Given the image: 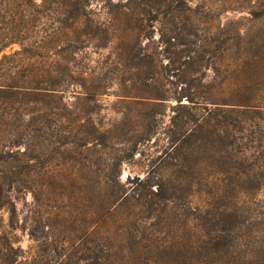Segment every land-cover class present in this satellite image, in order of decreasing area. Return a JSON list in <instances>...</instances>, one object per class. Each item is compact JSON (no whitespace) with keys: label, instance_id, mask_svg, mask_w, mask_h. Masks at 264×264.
<instances>
[{"label":"trees","instance_id":"1","mask_svg":"<svg viewBox=\"0 0 264 264\" xmlns=\"http://www.w3.org/2000/svg\"><path fill=\"white\" fill-rule=\"evenodd\" d=\"M144 1L156 5L158 14L172 16V26L162 37L170 61L164 65L160 60L162 70L151 78L155 89L142 102L154 99L158 109L170 98L179 102L173 117L177 128L173 151L163 161L182 167L178 176L183 174L188 182L184 199L194 210L186 223L189 237H164L162 230L153 237L143 236V229L160 211L177 209L170 207L178 199L177 192L163 180L158 189L150 179H136L137 186L127 187L117 176V159L111 188L70 189L60 194L67 202L90 195L95 209L109 218L106 229H93L95 222L90 228L82 226L89 228L83 232L69 212V218L59 224V236L53 233L51 249L58 252L54 259L44 249L46 260H23L20 248L3 236L0 264H55L51 263L55 260L56 264H264V31L254 40L255 35L240 29L202 30L189 17L180 26L177 20L182 16L177 13L184 6L190 9L192 0ZM90 6L91 0H0V147L26 148L10 152L1 161L19 160V156L40 159L41 153H31L40 149L43 125L56 127L65 119L60 110L73 105L66 100L67 94L85 105L102 95L77 64L91 40ZM163 6L168 8L162 10ZM149 13L121 15L126 21L136 20L143 29ZM126 31L136 30L129 26ZM13 44L21 49L1 55ZM146 63V57H138L133 67L142 69ZM211 67L215 78L207 76ZM165 70L187 88L169 95L157 76ZM184 98L189 103H182ZM81 135L78 145L87 147L91 133ZM52 137L60 143L54 152L78 143L77 136L74 142H62L59 132ZM198 186L204 194L199 204L194 201ZM27 191L34 194L37 205L42 204L43 190ZM4 192L0 183V209L10 205L16 213L15 202L7 200ZM159 226L160 222L151 225ZM38 229L31 231L33 239L50 245L43 229ZM84 234L91 235L90 246Z\"/></svg>","mask_w":264,"mask_h":264},{"label":"rangeland","instance_id":"2","mask_svg":"<svg viewBox=\"0 0 264 264\" xmlns=\"http://www.w3.org/2000/svg\"><path fill=\"white\" fill-rule=\"evenodd\" d=\"M205 4L213 7L212 10L204 7ZM263 5L264 0H192L189 3L190 9L184 6L183 11L177 13L182 16V20L178 19L177 22L181 26L189 17L195 22L193 25L202 30L219 32L223 29H240L255 35L253 39L258 40L259 34L264 31ZM167 8L163 6L162 10ZM90 10L91 40L78 55L77 64L80 72L91 76V87L98 88L102 95L95 102L85 105L77 102L71 93L67 94L66 100L73 105L60 110L65 119L56 127L45 123L43 137L39 140L40 149L31 153V156L41 153L39 160H24L21 156L19 160L9 159L7 163L0 160V183L4 186L5 197L13 200L16 208V213L10 205L0 209V237L10 238L14 247L20 248V254L25 257L23 260L45 259L47 255L44 249L54 259L58 252L51 249L55 239H52L53 233L59 236V224L69 218V212L83 232L95 222L98 224L93 229H106L109 218L104 211L98 212L95 209L90 195H82L86 197L83 200L67 202L61 199L60 194L70 189L90 191L111 188L115 184L112 175L116 174L117 159H120L117 176L120 175L121 182L127 187L137 186L136 179H150L153 188L158 189L163 180L169 187H175L178 194V199L170 203V207L176 205L177 209L160 211L159 217L152 219L148 228L143 229V236L153 237L156 230H162L164 237L175 234L181 239L189 237L186 223L194 210L186 205L187 199H184L188 182L183 174L178 176L182 167L175 168L163 161L166 154L173 151L172 136L177 129L173 117L179 102L170 98L162 109L155 106L154 99L142 102V97L151 98L149 94L155 89L151 78L154 73L162 70L160 60L164 65L170 61L166 57L168 46L163 43L162 37L172 26L169 21L171 13L166 17L162 13L158 14L157 6L144 0H91ZM143 10L151 11L143 22V29L138 28L136 20L126 21L121 15L123 12L140 13ZM47 14L53 16L50 11ZM129 26L135 28V33L126 31ZM20 49L19 44H13L1 55H10ZM138 57H146L148 62L142 69L133 67ZM206 72L207 76L216 77L212 67ZM157 76L171 96L187 88L172 73L168 76L166 70L162 76ZM144 78L149 80L145 79V82ZM182 103L187 104L189 101L184 98ZM57 132L62 142H74L73 137L77 136L78 143L54 152V147L60 144L52 137ZM85 132L91 133V141L87 147H81L78 144L82 142L81 134ZM20 148L22 151L26 149L25 146H15L13 150L0 147V159L7 160L10 152ZM202 171L199 168L198 172ZM27 188L44 191L42 204L37 205L34 194L27 191ZM200 188L201 191H198ZM195 190L197 193L194 201L199 204L204 198L203 188L198 186ZM157 222H160L159 227H151ZM38 227L43 229L49 239V247L43 246V241L37 242L31 236V231L35 228L39 230ZM83 240L89 241L91 245L90 234ZM53 262L56 264V260Z\"/></svg>","mask_w":264,"mask_h":264}]
</instances>
